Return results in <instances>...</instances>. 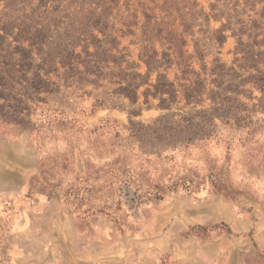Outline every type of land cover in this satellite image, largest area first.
I'll use <instances>...</instances> for the list:
<instances>
[{"label":"rangeland","instance_id":"1","mask_svg":"<svg viewBox=\"0 0 264 264\" xmlns=\"http://www.w3.org/2000/svg\"><path fill=\"white\" fill-rule=\"evenodd\" d=\"M38 2L0 0L2 41H14ZM96 17L108 24L94 31L100 48L87 49ZM45 21L26 77L9 75L0 50V264H264V90L229 92L239 98L231 113L256 122L216 118L205 144L178 149L176 130H162L192 115L201 122L192 131L212 129L206 119L225 95L213 81L216 59L234 67L227 84L264 74V63H233L237 48L264 52V0H64ZM146 46L171 56L160 69L175 87L169 108L159 107L167 93L146 100L149 84L134 105L118 92L146 75ZM88 91L105 106L92 112Z\"/></svg>","mask_w":264,"mask_h":264},{"label":"trees","instance_id":"2","mask_svg":"<svg viewBox=\"0 0 264 264\" xmlns=\"http://www.w3.org/2000/svg\"><path fill=\"white\" fill-rule=\"evenodd\" d=\"M63 1L64 0H39L37 6L32 10L31 13L26 15L27 19L20 25L19 31L14 37L13 42H15V44H13V42L5 43L2 41L4 36L0 34V50L5 51L3 58L6 59V65L8 67V73L10 76H14L15 72H21L23 77L27 76V73L33 67L34 55L37 52L41 53L43 50L44 42L47 37L48 25L45 23V20H47L50 13L59 10ZM107 24V21L101 17L90 19L88 26L90 37L85 39V48L88 49V47L92 45L97 50L100 48L101 38L95 34L94 31L104 32ZM216 38L220 44H223L227 38V35L222 33ZM25 42H28V45H25ZM88 53L92 54L93 52L88 51ZM234 53L236 54V58L234 59L233 63L240 68L250 69L258 66L260 63H264V52L255 54L251 50L237 48ZM201 56L203 57V54ZM107 60H113L117 62L119 61L118 57L115 55H110V58ZM139 61L140 63H143L147 66L148 70L146 75L138 72L134 73L131 82L127 86H119L118 92L122 93L123 96H125L124 98H128L130 104L134 105L139 100V88L145 84H149L151 86L147 87L144 92L146 95V100H148V96L151 94L153 96H161L167 93L171 97H160L161 102L159 103V107L169 108L170 103L166 102L167 100L173 101L175 99V97H173L175 95V87L174 83L167 78L166 73L160 72V69L161 67H170L172 62L171 56L165 51L160 54L155 49H150L146 46L139 53ZM95 62L98 63V60H95ZM136 65H138V63H136ZM85 68L86 71L91 74H98V66L96 63L91 65L87 62L85 63ZM230 69H234V67H228L226 63L216 59L211 70V73L216 75L213 81L218 87H221L225 91L221 106L214 108L206 119L208 122H210V126L212 127L211 130L204 131L198 129L197 131H192L191 128L199 126L201 123H197L195 121V115L185 117L183 121L178 122L175 124V126L168 127V125H166V127L162 129L164 132H168L166 131L167 128H174L176 130L174 136L172 137V141L178 145V149H185L187 146L194 143L205 144L208 139H212L216 134V131L214 130L217 127L215 124L216 118L220 119V121L225 125L238 124L240 126H246L256 122L251 114H243L242 116L238 117L237 115H233L231 113L233 109V103L239 102V98L232 97L229 92H234L237 96L243 95L247 98L254 97L255 90H264V74L250 73L237 84L231 85L227 84V77L229 76L228 71ZM152 71H158V76L156 77L155 82L150 84L149 79ZM45 81L46 80L41 78L40 74H35L32 84L37 89L42 90L43 85L41 84H43ZM248 84L250 85V88L240 89V86H245ZM88 93L90 98H93L92 112H95L97 109L105 106L106 101L103 99V97L93 94V91H88ZM188 100H191L190 97H188ZM111 106L122 108V105H119L118 103H113ZM59 111L60 110L58 109L53 110V113H58ZM160 119L164 118H158L157 121ZM131 136H137L136 129L131 130ZM182 184L187 188L197 187L194 181L187 180L182 182ZM151 187L155 197L159 198L163 195L164 191L159 185L151 184Z\"/></svg>","mask_w":264,"mask_h":264}]
</instances>
